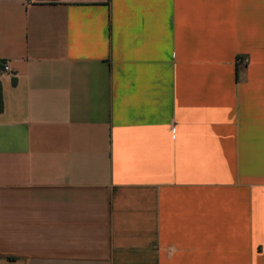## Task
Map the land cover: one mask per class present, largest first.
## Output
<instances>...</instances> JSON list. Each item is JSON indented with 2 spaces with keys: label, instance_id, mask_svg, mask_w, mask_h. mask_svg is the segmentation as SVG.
Segmentation results:
<instances>
[{
  "label": "crops",
  "instance_id": "1",
  "mask_svg": "<svg viewBox=\"0 0 264 264\" xmlns=\"http://www.w3.org/2000/svg\"><path fill=\"white\" fill-rule=\"evenodd\" d=\"M0 81V264H264V0H0Z\"/></svg>",
  "mask_w": 264,
  "mask_h": 264
},
{
  "label": "trees",
  "instance_id": "2",
  "mask_svg": "<svg viewBox=\"0 0 264 264\" xmlns=\"http://www.w3.org/2000/svg\"><path fill=\"white\" fill-rule=\"evenodd\" d=\"M3 110H4L3 90H2V85L0 81V113H2Z\"/></svg>",
  "mask_w": 264,
  "mask_h": 264
},
{
  "label": "built area",
  "instance_id": "3",
  "mask_svg": "<svg viewBox=\"0 0 264 264\" xmlns=\"http://www.w3.org/2000/svg\"><path fill=\"white\" fill-rule=\"evenodd\" d=\"M243 62V61H242ZM10 70V68H9V66L7 65V64H5L4 66H3V71H9Z\"/></svg>",
  "mask_w": 264,
  "mask_h": 264
}]
</instances>
